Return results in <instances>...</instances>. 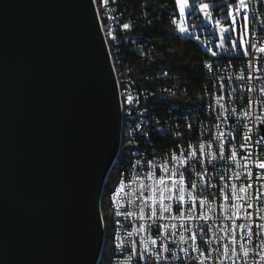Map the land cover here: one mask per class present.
<instances>
[{
  "label": "water",
  "instance_id": "obj_1",
  "mask_svg": "<svg viewBox=\"0 0 264 264\" xmlns=\"http://www.w3.org/2000/svg\"><path fill=\"white\" fill-rule=\"evenodd\" d=\"M87 2L0 0V264L100 261L122 112Z\"/></svg>",
  "mask_w": 264,
  "mask_h": 264
},
{
  "label": "snow or ice",
  "instance_id": "obj_2",
  "mask_svg": "<svg viewBox=\"0 0 264 264\" xmlns=\"http://www.w3.org/2000/svg\"><path fill=\"white\" fill-rule=\"evenodd\" d=\"M111 2L115 3L116 0H111ZM97 3L98 0H88L86 7L90 9L93 4ZM99 3L107 7L109 0H99ZM170 7L173 13L178 12L179 23L175 30L181 33H188L191 25L185 26L186 14L197 21L200 14H202L203 19L214 30L211 35H215L218 31L219 41H212L211 46H208L207 41H200V43L205 44L207 52L211 54L208 61L204 63L209 72L215 74L216 62L211 60L212 57L224 59L223 56H220V53L236 55L240 60L249 57L248 64L253 67L256 60L264 62V36H259L251 31V22L254 17L250 16L252 7L250 0H230L227 3L224 0H220L219 3H216L215 0H213V3H209L207 0H191V2L190 0H171ZM217 8L221 9L219 18H217L216 14ZM97 18H100L99 13H97ZM110 19H114V17H110ZM148 22L151 23V21ZM171 23L177 24L175 15L171 18ZM121 27L128 30L131 24L124 23ZM101 30L105 37L101 46L106 52L105 61L109 58L115 61V57L111 56L110 51L112 47L110 41L116 39L113 29L102 26ZM260 31L264 33V27ZM196 39L200 40L198 36ZM214 49H218L219 52ZM234 65L235 61H233ZM118 71L119 69L113 62L112 72L115 74ZM235 79L250 82L256 77H254L252 72H248L236 76ZM120 87L124 88L123 81L120 82ZM254 90L255 86L253 85L247 87L245 91L247 93ZM232 91L234 92L236 89H232ZM259 92L260 96L264 97V87H261ZM121 95H123V91ZM171 95L175 96L176 93L173 92ZM228 95L230 96V93ZM225 98L216 97V103L222 109L225 106L221 101ZM127 100L131 102L132 97L129 96ZM244 103L248 107L242 113L235 108L231 110V115L237 118L238 123L241 122L239 120L241 114L245 118L253 115L251 106L255 101L251 97L246 96ZM255 119L261 125H264V116L255 117ZM187 127L191 129L193 125L188 124ZM244 127L248 129V132L244 134L243 143L239 145V149H245L247 150L246 152L240 151L235 145L231 149L225 148L226 141L232 144L234 139L239 138L238 131L235 128L233 131L218 130L215 133L209 128L207 135L204 137V142L199 143L196 147L189 144L184 152L179 154L169 152L163 164L156 166L163 173L158 179L156 178V171L149 166L145 179H151L153 182L150 185H143V189L150 194L141 198L142 207L139 208L138 212H124L123 214L128 216L135 215L139 220H148L152 224L146 226L142 223L134 231H149L155 225L154 234L160 235L164 239H167V236H164L162 229L170 231L171 235H176L177 231L188 233L187 240L191 243V251L197 253L198 257L201 258L196 260L195 264H208L209 261H211V264H217L218 259L221 261L235 259L237 264H248L250 253H255L259 256V260H254V264H264V136L254 139L249 134L251 129L248 128V125L245 124ZM216 128L219 129V125H216ZM176 135L183 138L180 132H177ZM213 145L216 146L215 150ZM256 145L261 146L260 155H256L253 151ZM202 157L209 164H212L215 160L227 162L225 164L227 172L216 173L218 180L224 181L223 187L219 183L208 182L201 171L189 167L191 161L195 160L199 163ZM145 163L150 165V162L146 161ZM135 164L140 165L141 159H137ZM233 165L235 169H241L242 171L234 170ZM181 169H184V171H181ZM254 169L259 171H254ZM228 172L232 174L228 175ZM193 174L196 177L195 180L192 179ZM232 181L242 182L238 184ZM258 181L261 183L259 187H256ZM186 184L187 187H185ZM209 189H214V191H209ZM123 190V185L119 189L114 190V195L109 197V207H111L114 200L118 199L119 191ZM221 199L225 203L221 204L219 202ZM173 200L177 202L175 209L171 203L165 202ZM257 201L262 202L260 207H256ZM181 204H187L188 207L181 209ZM145 209H148L147 213ZM165 213L168 215L165 216ZM121 214L119 211L113 213V215ZM110 219L111 217L102 216L100 221L97 222V230L101 227V223L107 229ZM165 219L169 221H187L189 224L199 220L201 223L200 225H192V227L184 223L179 225L176 223H160V221ZM209 221L223 226L217 229ZM224 221L228 223L224 225ZM216 232L222 234L216 235ZM128 235L132 236L133 233L129 232ZM213 236L215 237V242L219 245L218 247L213 246ZM179 239L184 241L186 237L181 234ZM256 240L260 241L259 244L255 243ZM150 243L156 245L157 242L152 239ZM116 247L120 248L121 245L117 244ZM161 247L163 252H168L170 255L164 257L160 251H157L155 253L157 261L159 259H170L173 261L178 259V254L173 253L168 245H162ZM148 251V248L140 251L137 244L133 243L132 253L127 259L131 260L132 255H135L137 264L141 260L147 264L150 256H146L145 253ZM180 252L187 254L188 249L181 248ZM124 264H127V260Z\"/></svg>",
  "mask_w": 264,
  "mask_h": 264
},
{
  "label": "built area",
  "instance_id": "obj_3",
  "mask_svg": "<svg viewBox=\"0 0 264 264\" xmlns=\"http://www.w3.org/2000/svg\"><path fill=\"white\" fill-rule=\"evenodd\" d=\"M251 9L250 16L254 17L251 22V31L257 33L259 36H264V33L260 31L264 27V0H250ZM103 10H107L110 17L111 28L113 29L116 39L114 40V47L117 49V44H126V48L129 46L130 49L136 50L138 53L143 54L144 47L141 45L142 33L139 31H133L134 23L129 19H119L118 11L113 7V3L109 0L107 7L103 5ZM98 12V11H97ZM177 17V24L171 23L173 34L179 37H184L180 31L175 30L178 27L179 19L178 14H174ZM173 15V16H174ZM172 16V17H173ZM124 23H130L131 27L125 30L121 27ZM144 24V23H143ZM126 33H135V44H128L126 41ZM223 56V55H220ZM210 55L203 62V76L204 84L202 86V91L193 98L190 97L185 100L184 108H173V101L169 96V89L179 88L177 85L176 77L170 75L168 71L159 72L157 74H147L142 77L137 75H126V80L128 82L127 96H133L134 98V87H143L142 98H134V108H130V113L135 114L134 121V136L137 139L136 148V160L141 159V164L136 165L133 162V167H124V178H122L121 185L124 186L123 191H119L118 199L114 200L111 205V210L121 212L120 218V229L117 231V236L115 241L121 245L118 248V259L114 261V264H124L127 260V264H137V257L132 255V259L127 258L132 253V245L136 243L139 250L143 251L144 248H148L149 251L145 253L146 256H150L147 264H195V261L201 259L198 257L197 253L191 251V243L187 240L188 233H182V231H177L176 235H171L170 231H165L164 239L160 235H155V225L149 231L139 232L134 231L139 228L140 224L150 225L151 221L139 220L135 215L128 216L123 214L124 212H138L139 208L142 207L141 198L143 196L149 195L150 193L145 192L143 185L152 184L151 179H145L146 172L149 166L156 171L158 179L163 173L157 168V165L163 164L164 160L167 159V154L169 152L179 154L186 150V146L191 144L196 147L199 143L204 142V137L208 133V129L211 128L213 133L219 131H233L234 128L238 131L239 138L234 139L232 144L225 142V148L231 149L233 145L239 149V145L243 143V136L248 129L244 127L245 124L251 129L249 133L254 139H259L264 136L262 129L264 125H261L255 117L264 116V97L260 96L259 89L264 87V62L256 60L254 61V67L248 64L249 57L240 60L237 56L227 57L223 56L224 59H219L218 57H212L211 60L216 62L215 74L209 72L204 66V63L208 61ZM233 61L235 65L233 66ZM258 69V70H254ZM252 72L256 79L252 81L247 80H237L236 76L241 74H246ZM167 73V75H165ZM255 86V90L246 93V88L249 86ZM176 88V89H178ZM236 89V91H232ZM186 92V91H185ZM230 93V96L228 95ZM226 97L221 101L225 106L223 109L216 103V97ZM251 97L255 103L251 106L252 116L245 118L242 114L239 116L240 123L237 122V118L231 115L232 109H237L242 113L248 106L244 103L245 97ZM161 97H169V104H161ZM125 103V102H124ZM152 108H160V118H152ZM222 117V119H221ZM192 124L193 127L188 129L187 125ZM219 125V129L216 128ZM143 131H150L153 136H164V138H169L170 144L166 147H158L156 151H149V149L144 148L143 142ZM180 132L182 134L177 136L176 133ZM216 146L213 145L215 150ZM240 151H247L245 149H239ZM256 155L261 154V146L256 145L253 148ZM150 162L146 164L145 162ZM226 161L215 160L212 164H209L205 158H201V162L195 160L190 162V168H196V170L201 171L202 175L206 176L208 182L213 184L219 183L221 187L224 186L223 180H218L216 173L227 172L225 168ZM236 171H242L241 169H235ZM184 171V169H181ZM254 171H259L254 169ZM187 174V173H186ZM231 175V172L227 173ZM139 177V179H137ZM192 179L195 180L196 177L193 174ZM167 182V181H166ZM234 183H241L242 181H232ZM261 182L256 183V187L260 186ZM187 187V184L185 185ZM116 190V189H113ZM209 191H214V189H209ZM227 191V189H226ZM166 203H171L173 208H176V201L171 202L165 201ZM221 204L225 203L222 199L219 201ZM261 201L256 202V207L261 206ZM181 209L187 208V204H181ZM215 207V205H214ZM148 212V209H145ZM175 214V213H173ZM165 216L168 214L165 213ZM259 222V221H258ZM160 223L170 224L176 223L177 225L184 223L189 227L192 225H200L199 220L193 221L189 224L187 221H169L167 219L160 221ZM213 224V227L219 229L223 225L214 224L213 221H209ZM228 222L224 221V225ZM132 232L133 235L129 236L128 233ZM183 234L186 239L180 241L179 237ZM222 233L216 232V235ZM212 235V233H210ZM152 239L156 240V245H152L150 241ZM259 240L255 243L259 244ZM162 245H168L173 253L178 254V259L173 261L170 259H159L155 253L157 251L161 252V255L168 257L170 253L162 251ZM213 246L218 247L219 245L215 242V237L213 236ZM181 248H187V254L180 252ZM259 251V249H257ZM254 260L258 261L259 256L255 253H250L248 258V264H254ZM139 264H145L143 260L139 261ZM211 264V261L208 262ZM217 264H237L235 259L233 260H219Z\"/></svg>",
  "mask_w": 264,
  "mask_h": 264
},
{
  "label": "trees",
  "instance_id": "obj_4",
  "mask_svg": "<svg viewBox=\"0 0 264 264\" xmlns=\"http://www.w3.org/2000/svg\"><path fill=\"white\" fill-rule=\"evenodd\" d=\"M227 2H230V0H227ZM170 4L171 0H116L113 3V7L118 11V18L133 21V31L142 33L141 45L144 47L143 54H140L136 50L130 49L129 46L126 48V44H117V49H115L114 40L110 41L112 45L110 49L111 56L115 57V61L112 60V64L115 62V66L119 69L116 77L120 98L123 99L127 94L125 92V89H128L126 75L142 77L147 74H157L166 71L171 76L176 77L177 85H180L179 88L176 87L178 89H169L173 108H184L185 100L190 97L193 98L194 95L202 91L204 84L203 62L209 54L193 39L173 34L171 18L178 12L173 13ZM95 6L100 15L101 27L107 28V24L110 22L109 18H107L109 13H107V10H103V5L99 3V0ZM220 11L221 9L217 8V18H219ZM148 21H151V23ZM196 21L194 18V22ZM126 41H128V44H135V33H126ZM208 46H211L209 42ZM121 81L124 83L123 89L120 87ZM122 91L123 95H121ZM173 92L176 93L175 96L171 95ZM134 95L142 98L143 87H134ZM161 104H169V97H161ZM125 114L124 112V118L130 119H126L124 124L125 127L127 126L126 129H128L129 125H134L131 118H135V114L132 113V116L127 114L126 116ZM152 118H160V108H152ZM145 133L143 131L144 148L149 149V151H156V148L166 147L171 143L169 138H164V136H153L150 131H145ZM136 148L137 139H135L134 135L127 134L123 136L119 155L103 186L101 197V213L103 217H111L110 207L108 206L110 193L114 188L113 186L116 183L115 181H117L119 172L128 163L131 150H136ZM127 149H130L129 155L127 154ZM110 229L111 219L108 222L107 229L104 227L105 241L99 264H113L111 238L107 237Z\"/></svg>",
  "mask_w": 264,
  "mask_h": 264
},
{
  "label": "bare ground",
  "instance_id": "obj_5",
  "mask_svg": "<svg viewBox=\"0 0 264 264\" xmlns=\"http://www.w3.org/2000/svg\"><path fill=\"white\" fill-rule=\"evenodd\" d=\"M107 18H109V21H110L109 14H107ZM100 25H101V23H100ZM107 26L111 27L110 22L107 24ZM118 88H119V85H118ZM119 97H120V91H119ZM128 97L129 96H127V94H126V96L123 97V99L119 98L120 99V104H121V112H122V118H121L122 119L121 140H122L123 136H126L127 134L134 135V134H132V133H134V125L130 126L128 124L129 125L128 129H126L127 126L126 127L124 126V124L126 123V119H129V118H124V112L127 115H131L132 113H130V108H134V98H139V97L137 95H134V98H133V96H131L132 97V101L131 102H128V100H127ZM131 120L134 122L135 118H131ZM144 133H145V131H144ZM135 161H136V150H131L130 158L128 159V161H127L128 163L125 165V167H133V162H135ZM117 177L118 178H117V181H115L116 183L114 184V186H113L114 188L113 189H119V187L121 186L122 178H124V169H122L119 172V175ZM113 195H114V190L111 191L110 197L113 196ZM113 213H114V211H112V217H111L113 219L112 222H114L113 225L115 227L114 228L115 231H114V234H113V242H112L113 243V245H112V248H113V260L112 261H113V264H114V261L118 259V248L116 247V245L118 243H117V241H115V238L117 236V231H119V229H120V218H119V215H113Z\"/></svg>",
  "mask_w": 264,
  "mask_h": 264
},
{
  "label": "rangeland",
  "instance_id": "obj_6",
  "mask_svg": "<svg viewBox=\"0 0 264 264\" xmlns=\"http://www.w3.org/2000/svg\"><path fill=\"white\" fill-rule=\"evenodd\" d=\"M190 2H191V0H190ZM207 2L213 3L212 0H207ZM219 2H220V0L216 1V3H219ZM224 2L227 3V0H224ZM202 17H203L202 14H200L199 20L194 22V18L191 17V16H188L186 14V17H185L186 24H185V26H189V25H191V26L189 27V32L188 33H181V34L185 38L193 39L200 47H202L205 51H207L205 44L200 43V41H207L211 45L212 41H217V42L219 41V33L217 31V33L215 35H211V33L214 30H213L212 26L207 21L202 19ZM197 36L200 38V40L196 39ZM214 50L219 52L218 49H214ZM208 54L211 55L210 53H208ZM220 54L225 55V56H236V55H228V54H225V53H220ZM129 153H130V149L129 150L127 149V154L129 155ZM110 214H111V217H112L111 207H110ZM112 221H113V219L111 218V229L107 233V237L111 238V240H110L111 243L113 242V234H114V231H115L114 230L115 227L113 225L114 222H112ZM112 245H113V243H112ZM111 256L113 257V248H112Z\"/></svg>",
  "mask_w": 264,
  "mask_h": 264
}]
</instances>
